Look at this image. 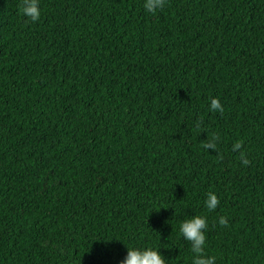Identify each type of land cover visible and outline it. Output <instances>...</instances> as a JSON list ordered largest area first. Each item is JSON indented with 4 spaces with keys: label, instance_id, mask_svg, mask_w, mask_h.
Returning a JSON list of instances; mask_svg holds the SVG:
<instances>
[{
    "label": "trees",
    "instance_id": "trees-1",
    "mask_svg": "<svg viewBox=\"0 0 264 264\" xmlns=\"http://www.w3.org/2000/svg\"><path fill=\"white\" fill-rule=\"evenodd\" d=\"M19 4L0 0V264H191L194 214L215 264H264V0Z\"/></svg>",
    "mask_w": 264,
    "mask_h": 264
},
{
    "label": "clouds",
    "instance_id": "clouds-1",
    "mask_svg": "<svg viewBox=\"0 0 264 264\" xmlns=\"http://www.w3.org/2000/svg\"><path fill=\"white\" fill-rule=\"evenodd\" d=\"M166 2L167 0H143V8L147 13L155 14L165 6ZM18 11L29 21L33 23L37 22L41 15L39 0H20ZM209 111L221 113L224 111L218 98H211ZM216 139L217 137L213 136L212 139L204 145L205 149H214L216 146L214 141ZM241 147V142L237 141L233 144L232 150L235 152L240 150ZM240 158L242 164L247 165L249 163L242 151L240 152ZM203 204L204 207L211 212L217 208L219 200L214 192L209 191L206 193ZM218 223L222 226H227V219L224 216H220L218 218ZM207 228V219L202 215L194 214L190 218L181 221L179 224V235L185 241L189 242L190 250L193 253L191 264H215L216 257L205 253V232ZM118 264H167V262L159 251V248L151 246L136 247L130 245L126 247V254Z\"/></svg>",
    "mask_w": 264,
    "mask_h": 264
}]
</instances>
